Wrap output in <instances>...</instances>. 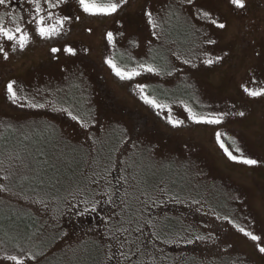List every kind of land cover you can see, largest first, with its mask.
Masks as SVG:
<instances>
[{
	"label": "rangeland",
	"instance_id": "374dc122",
	"mask_svg": "<svg viewBox=\"0 0 264 264\" xmlns=\"http://www.w3.org/2000/svg\"><path fill=\"white\" fill-rule=\"evenodd\" d=\"M246 4L128 0L116 14L95 17L72 3L53 9L81 16L66 25L68 35L8 48L10 58H0V256L23 249L36 256L32 264H264L256 247L264 243L235 227L264 233V97L240 87H264V0ZM198 9L226 29L201 20ZM28 11L26 0H11L0 17L7 23L5 13ZM209 37L217 43L206 44ZM64 44L76 55L50 52ZM222 51L229 55L221 63H203L206 52ZM106 57L141 74L121 80ZM137 84L171 113L146 105ZM186 108L227 115L209 125L188 119ZM168 115L184 123L173 126ZM217 131L233 154L238 147L259 163L230 160ZM112 191L119 196L107 203ZM94 199L96 212L78 214ZM25 225L34 233L26 244Z\"/></svg>",
	"mask_w": 264,
	"mask_h": 264
},
{
	"label": "snow or ice",
	"instance_id": "6c2138e0",
	"mask_svg": "<svg viewBox=\"0 0 264 264\" xmlns=\"http://www.w3.org/2000/svg\"><path fill=\"white\" fill-rule=\"evenodd\" d=\"M29 5V11L27 13V18L23 15L17 16L12 13H5V16L8 18V22H5L4 17H0V58L3 60H8L9 51L8 48L12 52H16L17 50H23L28 47L33 42V36H38L41 40L44 41H52L58 37H63L69 34L70 28L66 27V25H70L73 21L81 20V16L75 14L74 12L65 10L63 13L54 12L53 9H60L64 5H68L71 7V4L74 3L78 11L86 14L88 16L95 17H109L113 14H116L118 10L122 9L127 3L128 0H26ZM189 4L192 3V0H187ZM231 4L235 6L238 10H246L247 4L246 0H230ZM11 0H0V6H10ZM197 14L199 18L203 21L209 23L210 26H214L216 29L225 30L226 24L222 22H218L217 19L213 18L209 11H204L202 9L197 10ZM148 17V23L153 26H156L151 12L146 13ZM8 23L12 24V27L8 26ZM89 32L92 30L89 28ZM155 35V33H153ZM107 42L112 44L114 43V35L112 32L106 33ZM205 43L208 45H215L217 43L216 40L209 37L205 40ZM63 51L68 55H76V48L71 45H61V47H51L50 52L52 54H56ZM229 53L222 51L220 54L215 55L214 57L210 55V53H205V59L203 63L205 65H213L219 64L222 62L224 57L228 56ZM257 56L260 54L257 53ZM114 73L116 77L121 80H130L135 76L141 74L140 71L136 69L126 70L125 68L119 67L113 58L106 57L104 60ZM184 63H189L185 61ZM144 72H157L158 70L153 68L152 66H146L144 64H140L138 66ZM195 67V65H193ZM255 76L251 77L249 83H256ZM15 81H9L6 84V92L8 94V98L13 102L19 99L17 95V91L15 88ZM242 92L251 98H260L264 97V87L260 88H250L245 84L240 85ZM147 85L145 84H137L135 90L138 92L139 98L146 104L151 106L154 109H164L167 108L168 112L171 113V108L167 105H162L157 102L156 99L150 97L146 93ZM31 107H43V105L32 104ZM188 113V119L209 125H219L221 124L223 117L227 115V113H209L207 115H197L191 108H186ZM68 115L72 118V120H79V117L73 115L70 111ZM233 115H239L243 117L245 113L243 111L239 113H233ZM168 122L173 126H179L184 123L183 120L173 119L171 115L167 116ZM81 126L84 127L86 125L81 122ZM223 133L217 131L215 133V138L219 143L221 149L224 150L226 155L230 160L236 161L239 163H243L245 165H257L259 162L256 159L247 158L243 155L240 148H236L235 152L240 153V155L233 154V151H230L228 147L225 146L223 140L221 139ZM124 180V177L120 178ZM92 183L96 184L98 181L93 179ZM111 185V181L108 182ZM3 186L0 185V191H3ZM103 195V194H102ZM113 196L118 197V191H112L110 195L107 196V203H113ZM84 207L83 210L78 214L85 215L89 212H96L98 206L101 204V200L94 199L89 202L87 200L82 201ZM79 208V205L76 206ZM227 219V217H225ZM235 227L243 233L246 237H249L252 241H261L264 243V233L262 235H255L252 231H246L243 227H239L236 225ZM127 231V230H125ZM137 231H141V229H137ZM200 239H203L202 237ZM256 247L260 253H264V246H260L257 244ZM121 255H124L121 253ZM127 259V257H125ZM36 260V256L31 253L24 252L23 249L19 250L18 254H4L0 256V261L3 262H11V264H32L33 261Z\"/></svg>",
	"mask_w": 264,
	"mask_h": 264
},
{
	"label": "trees",
	"instance_id": "16d2710c",
	"mask_svg": "<svg viewBox=\"0 0 264 264\" xmlns=\"http://www.w3.org/2000/svg\"><path fill=\"white\" fill-rule=\"evenodd\" d=\"M23 230H24V236H23V238L26 239L25 240V244H26L27 242H29V239L33 238V236H31V235H34V233H31L30 232L29 236L26 235L27 233H29V227H28V225L27 226L25 225V227H24Z\"/></svg>",
	"mask_w": 264,
	"mask_h": 264
}]
</instances>
